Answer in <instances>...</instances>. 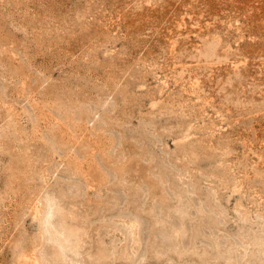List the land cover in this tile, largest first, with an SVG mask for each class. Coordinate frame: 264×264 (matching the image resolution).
I'll list each match as a JSON object with an SVG mask.
<instances>
[{
	"label": "rangeland",
	"instance_id": "obj_1",
	"mask_svg": "<svg viewBox=\"0 0 264 264\" xmlns=\"http://www.w3.org/2000/svg\"><path fill=\"white\" fill-rule=\"evenodd\" d=\"M0 264H264V0H0Z\"/></svg>",
	"mask_w": 264,
	"mask_h": 264
}]
</instances>
